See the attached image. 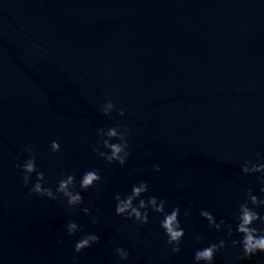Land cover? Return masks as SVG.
<instances>
[{
  "label": "water",
  "instance_id": "obj_1",
  "mask_svg": "<svg viewBox=\"0 0 264 264\" xmlns=\"http://www.w3.org/2000/svg\"><path fill=\"white\" fill-rule=\"evenodd\" d=\"M117 125L128 130L123 166L93 151H109L98 130ZM28 148L44 186L55 192L74 174L84 203L29 195L36 173L25 185L17 167ZM256 153L264 156V0H0V264H195L196 250L220 240L212 264H264V253L242 259L231 243L242 239L247 190L264 199V173L242 171L246 160L264 164ZM89 169L101 180L83 191ZM140 181L141 198L180 208L179 252L162 213L149 208L147 224L116 215L115 194ZM201 210L224 225L210 227ZM255 210L264 216V205ZM89 233L99 242L75 252Z\"/></svg>",
  "mask_w": 264,
  "mask_h": 264
},
{
  "label": "clouds",
  "instance_id": "obj_2",
  "mask_svg": "<svg viewBox=\"0 0 264 264\" xmlns=\"http://www.w3.org/2000/svg\"><path fill=\"white\" fill-rule=\"evenodd\" d=\"M115 108V105L111 100L107 101L106 104L102 106L103 113L107 116L110 115L112 110ZM119 114L124 115V110L119 109ZM122 129V130H121ZM128 130L123 128L122 125H117L115 127H109L107 130L99 129L98 134L105 137L103 139L104 148L108 149V152L100 151L99 148L94 147L93 151L97 152L101 157H103L108 163L113 161L118 162L123 166L130 155L128 152V142L126 135ZM115 138L117 142H111ZM51 150L53 152H58L60 150V144L53 140L51 143ZM26 151L29 153V159L23 164H17V167L22 168L24 173L23 182L25 185H28L31 181V174L36 173V182L32 185L29 190V195L35 193L39 196H46L50 199H57L59 197L66 198L68 206L75 207L84 203V198L81 195V192L74 191L76 188V179L74 174H68L64 178L60 179L56 187L55 192L52 188L44 186L45 183V174L42 171L37 170L36 159L32 154V149L28 148ZM256 156L259 159H264V156H261L260 153H256ZM251 165V167H249ZM155 171H160L159 165L153 166ZM243 173H264V164H254L251 160H246L242 165ZM261 185H264V175L257 177ZM101 180V175L97 169L87 170L79 181V187L83 191H87L89 188L94 187L97 182ZM148 191V184L146 181H140L139 184H134L132 186L131 192L125 196L121 197L119 193L115 194L114 199L117 201L115 213L116 215L126 216L129 219H135L141 224H147L149 222L148 209L151 208L152 211L156 213H162L164 218L160 221V226L164 230L165 235L167 236V243L173 245L172 251L177 253L180 251V243L182 238L185 236V230L181 227L179 215L180 208L173 207L171 212H165L166 201L159 199L156 196L148 197L147 201L142 197V194ZM261 192H264V187L261 188ZM247 200L239 205V215L237 217L239 223L236 225V231L242 234V239L231 241L232 245L237 244L242 246L243 258L251 259L257 253H264V229H258L252 225L256 221H260L264 224V216H261L256 210L255 207L264 205V199H259L256 195L252 194L251 189H248L246 192ZM138 203H134L137 201ZM249 202L255 206L250 208ZM85 214H88L90 209L89 207H84L81 209ZM143 210V211H142ZM185 216L189 213L185 211ZM200 215L206 218L209 221L210 227H215L217 230L224 225V221L221 220L219 223L216 222L214 216L206 211L201 210ZM93 223H95V218L93 217ZM79 230V225L75 221H69L67 224V232L69 235H75ZM233 230L232 227L228 226V236H232ZM201 237H197V240H200ZM100 237L96 234L89 233L79 239L74 245V251L79 253L83 249L90 247L93 243L99 242ZM225 246V241L220 240L219 243H212L207 247L196 250L194 254L195 264H200L201 261L205 264H212L216 252L222 249ZM116 254L121 259H128L129 252L124 248L117 247L115 249ZM75 259V258H74Z\"/></svg>",
  "mask_w": 264,
  "mask_h": 264
}]
</instances>
